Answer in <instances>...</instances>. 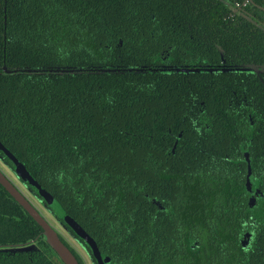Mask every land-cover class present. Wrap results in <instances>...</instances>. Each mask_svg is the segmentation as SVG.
<instances>
[{
    "label": "trees",
    "instance_id": "obj_1",
    "mask_svg": "<svg viewBox=\"0 0 264 264\" xmlns=\"http://www.w3.org/2000/svg\"><path fill=\"white\" fill-rule=\"evenodd\" d=\"M0 141L111 264H264V0H0ZM0 264H64L1 185Z\"/></svg>",
    "mask_w": 264,
    "mask_h": 264
},
{
    "label": "water",
    "instance_id": "obj_2",
    "mask_svg": "<svg viewBox=\"0 0 264 264\" xmlns=\"http://www.w3.org/2000/svg\"><path fill=\"white\" fill-rule=\"evenodd\" d=\"M7 2V0H5ZM252 0H247L251 2ZM239 72H254L259 77L263 71L257 66L249 65L245 67H237L235 69ZM4 71L7 74H13L17 72L24 73H39L41 70H14L10 71L4 66ZM45 73H63V74H78L85 73L82 69H70V70H42ZM96 73H143L145 69H98L91 70ZM156 72L157 70H151ZM166 70H162L164 72ZM172 71L180 73H196L201 71L214 72L217 69H199V68H176ZM223 71H230V69H223ZM0 152H2L14 165L13 172L17 179L22 184L32 187L37 191L39 197L42 198L47 208L62 218L64 224L73 232V234L81 241H83L91 250L92 258L96 264H111V259L104 255L95 239L70 215H67L65 210L57 202L54 196L44 189L39 182L31 175L26 166L0 141ZM246 161L248 163V183L252 176L251 164L249 154H245ZM0 185L11 195V197L32 217V219L43 229V235L46 238L47 244L57 254L64 264H79L76 257L73 255L71 250L62 242L58 232L53 226L46 220V218L40 213V211L32 204V202L18 189L14 182L0 169ZM32 247H22L18 251H28Z\"/></svg>",
    "mask_w": 264,
    "mask_h": 264
},
{
    "label": "rangeland",
    "instance_id": "obj_3",
    "mask_svg": "<svg viewBox=\"0 0 264 264\" xmlns=\"http://www.w3.org/2000/svg\"><path fill=\"white\" fill-rule=\"evenodd\" d=\"M0 169L14 182V184L27 196V198L33 203V205L44 215L46 219H48L54 227L61 233L63 239L75 250L77 255L81 258L83 264H94L90 255L84 250V248L77 242V240L68 233V231L59 224L55 218L52 217L46 210L45 207L40 203L37 202L27 191L26 187L23 186L22 182L16 179V176L13 171L9 170L6 167H3L2 163L0 162Z\"/></svg>",
    "mask_w": 264,
    "mask_h": 264
},
{
    "label": "flooded vegetation",
    "instance_id": "obj_4",
    "mask_svg": "<svg viewBox=\"0 0 264 264\" xmlns=\"http://www.w3.org/2000/svg\"><path fill=\"white\" fill-rule=\"evenodd\" d=\"M241 7L240 6H238L237 8H235L234 9V11L235 12H237V13H240L241 11ZM223 58V57H222ZM223 62H225L224 60H223ZM19 189V188H18ZM20 190V189H19ZM261 190V189H260ZM21 191V190H20ZM22 192V191H21ZM261 192H262V190H261ZM23 193V192H22ZM24 194V193H23ZM25 195V194H24ZM27 197V196H26ZM53 218H55L54 216H52ZM48 220V219H47ZM49 221V220H48ZM49 223L53 226V228L58 232V234H59V236H62L61 235V233L57 230V228L56 227H54V225L49 221ZM65 228V227H64ZM66 229V228H65ZM68 231V230H67ZM69 233V232H68ZM71 234V233H70ZM72 235V234H71ZM74 237V236H73ZM248 237H250L249 235H248ZM75 238V237H74ZM31 244H36L35 242H31L29 245H31ZM29 245H25V247H27V246H29ZM17 249H19L20 247H16ZM11 249H14V248H7V249H2L3 251H7V250H11Z\"/></svg>",
    "mask_w": 264,
    "mask_h": 264
}]
</instances>
